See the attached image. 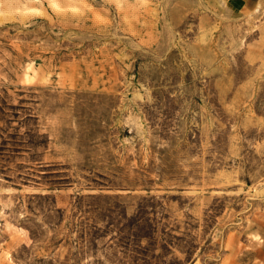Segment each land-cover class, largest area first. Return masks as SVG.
I'll list each match as a JSON object with an SVG mask.
<instances>
[{
	"label": "rangeland",
	"instance_id": "374dc122",
	"mask_svg": "<svg viewBox=\"0 0 264 264\" xmlns=\"http://www.w3.org/2000/svg\"><path fill=\"white\" fill-rule=\"evenodd\" d=\"M0 0V264H264V0Z\"/></svg>",
	"mask_w": 264,
	"mask_h": 264
},
{
	"label": "crops",
	"instance_id": "0c3cea01",
	"mask_svg": "<svg viewBox=\"0 0 264 264\" xmlns=\"http://www.w3.org/2000/svg\"><path fill=\"white\" fill-rule=\"evenodd\" d=\"M258 0H241L240 1V7L242 9H246V10H249V9H252L256 6Z\"/></svg>",
	"mask_w": 264,
	"mask_h": 264
}]
</instances>
